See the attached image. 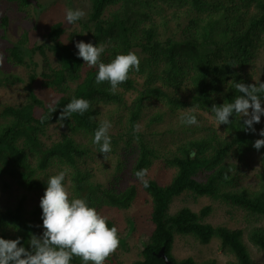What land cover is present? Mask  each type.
Masks as SVG:
<instances>
[{"label":"trees","instance_id":"16d2710c","mask_svg":"<svg viewBox=\"0 0 264 264\" xmlns=\"http://www.w3.org/2000/svg\"><path fill=\"white\" fill-rule=\"evenodd\" d=\"M5 1L27 13L32 5H41L39 0ZM86 1L89 8L78 21L79 29L67 31L56 21L40 42L24 32L5 48L6 63L25 70L26 77L0 76V92L24 83L18 95H0V184L9 194L13 182L21 189L11 200H0V236L19 237L29 249L33 237L42 239L40 198L47 178L68 167L70 198H86L108 217L110 227L115 222L109 208L129 209L139 186L146 193L151 229L130 264H164L158 256L161 248L174 264H216L213 259L174 257L175 235L193 236L201 244L217 238L220 249L235 257L226 264H255L243 229L209 222L210 205L175 212L169 207L185 193L193 203L208 196L239 207L247 217L264 216V147H253L264 121L255 125L253 134L244 131L235 116L228 125L217 126L211 113L214 105L240 95L237 82H264V62L255 67L264 49V0ZM0 20L7 25L6 15ZM79 41L104 44V63L135 52L139 71H130L113 93L107 81L95 82L98 65L76 56ZM73 97L87 99L89 110L59 120ZM186 110L196 113L198 126L181 123ZM104 120L111 123L108 158L92 143ZM122 148L134 153L130 161L120 153ZM250 154L258 156L259 170L252 182L240 184L239 163L249 161ZM159 162L172 169L169 180L163 183L148 174L145 188L134 173ZM123 173L134 181L122 186ZM247 235L264 252V227L249 228ZM119 236L124 246L120 231ZM71 264L82 261L74 257ZM104 264H119L116 254Z\"/></svg>","mask_w":264,"mask_h":264},{"label":"clouds","instance_id":"9594fccd","mask_svg":"<svg viewBox=\"0 0 264 264\" xmlns=\"http://www.w3.org/2000/svg\"><path fill=\"white\" fill-rule=\"evenodd\" d=\"M81 9H68L66 22L75 24L84 17ZM75 47L77 57L90 65H98L95 82L105 81L110 85V91L115 93L120 84L129 79L130 71H139L140 58L135 52L117 54L110 62L101 60L105 52L104 44L79 41ZM235 88L238 95L233 101L220 106H213L211 113L217 126L229 124L230 117L242 120L244 131L257 133L256 124L264 116V82L245 84L237 82ZM90 108V102L84 98L73 97L60 113L59 120L71 118L73 113L84 115ZM56 108H53V111ZM184 125H197L198 119L194 111L186 110L180 115ZM111 123L108 120L100 122L94 131L92 143L98 146L102 154L112 151V138L109 135ZM259 137L253 147L259 151L264 147V128L258 132ZM70 168L64 167L46 181L44 194L40 198L42 209V239L33 237L30 249L21 244L19 237L5 239L0 236V264H71L74 257H79L82 264H104V261L114 253L120 244L119 230L115 225L108 224V217L102 215L95 206L84 197L70 198L65 180ZM145 188L149 187L148 171L142 168L134 173Z\"/></svg>","mask_w":264,"mask_h":264},{"label":"rangeland","instance_id":"374dc122","mask_svg":"<svg viewBox=\"0 0 264 264\" xmlns=\"http://www.w3.org/2000/svg\"><path fill=\"white\" fill-rule=\"evenodd\" d=\"M40 6L35 4L29 9V13L19 11L15 4L0 0V18L3 15L8 17L7 25H0V76L6 73H16L20 77H26V71L23 69L11 68L5 61V48L12 45L22 33L27 32V36L31 41L40 42L43 34L48 30L49 26L56 21H61L67 31L79 29V22L69 24L66 22V12L68 9H81L86 14L89 4L86 0H39ZM83 19V18H82ZM1 23V20H0ZM39 59V57L37 56ZM264 62V49L259 53L256 63V69L260 63ZM255 69V70H256ZM17 86L10 89H3L0 95L11 97L18 95L24 90V83L18 82ZM264 106V104H262ZM264 121V116L261 117V122ZM111 128V127H110ZM54 136H56L54 134ZM51 137V136H50ZM46 137V138H50ZM163 144L166 142L163 141ZM125 147V146H123ZM130 152V151H129ZM127 160H131L134 153H128L125 148L120 150ZM109 157L110 154L103 155ZM130 158V159H129ZM243 172V177L240 184L244 182H252L255 178L254 174L259 170L258 156L250 154L249 161L239 163ZM148 174L154 178H158L160 182H167L172 174V169L165 167L161 162L154 163L148 170ZM134 180L128 173H123L121 177V185L125 186L132 183ZM12 182V181H11ZM12 194L3 191L0 184V200H11L14 195L21 192V189L13 182ZM140 187V186H139ZM138 187L137 197L129 209L109 208L107 210L110 218L114 219L115 226L122 234L125 240V245L119 244V247L114 252L119 260V264H130L134 259L139 257V251L144 246V241L147 240L148 231L151 229L148 215L150 210V202L146 201V193ZM12 195V197H10ZM31 198H33L31 196ZM34 202V199H32ZM205 205L211 206V213L207 220L214 225H224L229 228H241L244 231L243 241L250 253L255 264H264V252L259 250L251 243L247 232L249 228L254 226L264 227V216L247 217L246 211L239 207L222 203L211 197L204 196L199 198L198 202H191L185 193L177 196L170 204V212H175L182 207H190L193 210H199ZM174 257L182 259L192 257L197 261L205 259H213L216 264H226L228 261H234L235 257L223 252L219 247V240L213 238L206 244H201L193 236L190 235H175L171 250Z\"/></svg>","mask_w":264,"mask_h":264},{"label":"water","instance_id":"95a60500","mask_svg":"<svg viewBox=\"0 0 264 264\" xmlns=\"http://www.w3.org/2000/svg\"><path fill=\"white\" fill-rule=\"evenodd\" d=\"M158 256H160L161 258H163L164 264H174L173 261L171 259H169L168 256L164 253L163 248H161L159 250Z\"/></svg>","mask_w":264,"mask_h":264}]
</instances>
